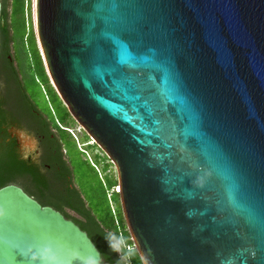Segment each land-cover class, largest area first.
<instances>
[{
	"label": "water",
	"instance_id": "water-1",
	"mask_svg": "<svg viewBox=\"0 0 264 264\" xmlns=\"http://www.w3.org/2000/svg\"><path fill=\"white\" fill-rule=\"evenodd\" d=\"M31 12L50 83L113 164L151 264H264V0H31ZM0 208V264H47L29 260L44 247L54 264H117L15 184Z\"/></svg>",
	"mask_w": 264,
	"mask_h": 264
},
{
	"label": "trees",
	"instance_id": "trees-1",
	"mask_svg": "<svg viewBox=\"0 0 264 264\" xmlns=\"http://www.w3.org/2000/svg\"><path fill=\"white\" fill-rule=\"evenodd\" d=\"M1 3L3 67L21 95L41 103L52 148L42 159L48 168H40L21 160L15 150L0 145V187L21 182L42 205L59 210L85 230L103 261L117 263V254L109 249L105 236L110 232L123 233L130 244L134 243L123 217L114 166L84 131L79 138L70 131L77 124L45 71L33 30L31 0ZM7 55L13 61L7 60ZM133 264H143L139 254Z\"/></svg>",
	"mask_w": 264,
	"mask_h": 264
},
{
	"label": "flooded vegetation",
	"instance_id": "flooded-vegetation-1",
	"mask_svg": "<svg viewBox=\"0 0 264 264\" xmlns=\"http://www.w3.org/2000/svg\"><path fill=\"white\" fill-rule=\"evenodd\" d=\"M6 59L13 61L11 55ZM0 61V145L15 150L23 161L48 168L42 159L52 148V143L47 136L48 125L40 109L41 103L35 100L34 104L30 96L21 95L17 84L3 67L4 59L0 58ZM10 184L21 187L30 195L21 182Z\"/></svg>",
	"mask_w": 264,
	"mask_h": 264
},
{
	"label": "clouds",
	"instance_id": "clouds-1",
	"mask_svg": "<svg viewBox=\"0 0 264 264\" xmlns=\"http://www.w3.org/2000/svg\"><path fill=\"white\" fill-rule=\"evenodd\" d=\"M5 211L3 208H0V216H3ZM108 244L109 249L117 254V264H133L134 258L139 254L144 256L145 260L148 261V264H151V249L146 248L141 250L138 242L135 245L129 243L127 237L123 233H108L104 238ZM57 259L53 250L50 247H44L39 255L32 254L29 256L31 262L40 260L42 262L46 261L47 264H54ZM85 264H100L99 258L97 257H88L85 259Z\"/></svg>",
	"mask_w": 264,
	"mask_h": 264
},
{
	"label": "rangeland",
	"instance_id": "rangeland-1",
	"mask_svg": "<svg viewBox=\"0 0 264 264\" xmlns=\"http://www.w3.org/2000/svg\"><path fill=\"white\" fill-rule=\"evenodd\" d=\"M70 131L75 135V137L79 138V136L81 135L83 130L78 125H73V127L71 128ZM79 146L83 147L81 144H79ZM95 151H97V150H95ZM114 170H115V168H114Z\"/></svg>",
	"mask_w": 264,
	"mask_h": 264
},
{
	"label": "built area",
	"instance_id": "built-area-1",
	"mask_svg": "<svg viewBox=\"0 0 264 264\" xmlns=\"http://www.w3.org/2000/svg\"><path fill=\"white\" fill-rule=\"evenodd\" d=\"M118 189V187L116 188V190Z\"/></svg>",
	"mask_w": 264,
	"mask_h": 264
}]
</instances>
